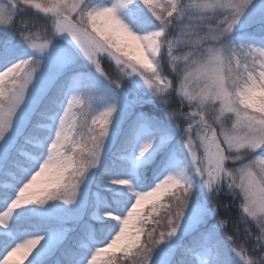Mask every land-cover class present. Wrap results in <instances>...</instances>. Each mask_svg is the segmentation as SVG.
<instances>
[{
  "label": "snow or ice",
  "instance_id": "obj_1",
  "mask_svg": "<svg viewBox=\"0 0 264 264\" xmlns=\"http://www.w3.org/2000/svg\"><path fill=\"white\" fill-rule=\"evenodd\" d=\"M23 260L264 264V0H0V264Z\"/></svg>",
  "mask_w": 264,
  "mask_h": 264
},
{
  "label": "trees",
  "instance_id": "obj_2",
  "mask_svg": "<svg viewBox=\"0 0 264 264\" xmlns=\"http://www.w3.org/2000/svg\"><path fill=\"white\" fill-rule=\"evenodd\" d=\"M105 64H106V62H105ZM222 199H226V198H222ZM163 202H164V203H167V198H165V200H164ZM160 214H161V215L163 214V209L160 210ZM232 215L234 216L235 213L233 212ZM225 216H228V214L225 213L224 211H221V216L218 217V219H219V218H223V217H225ZM228 231L231 232V227H229ZM142 239H145V238L142 237ZM14 259H16V260H20L21 257H20L19 254H18L17 257H14ZM23 264H27V261H26V260H23Z\"/></svg>",
  "mask_w": 264,
  "mask_h": 264
},
{
  "label": "rangeland",
  "instance_id": "obj_3",
  "mask_svg": "<svg viewBox=\"0 0 264 264\" xmlns=\"http://www.w3.org/2000/svg\"><path fill=\"white\" fill-rule=\"evenodd\" d=\"M99 123V122H98ZM17 257V256H16Z\"/></svg>",
  "mask_w": 264,
  "mask_h": 264
}]
</instances>
